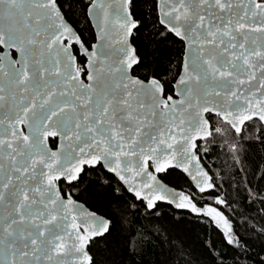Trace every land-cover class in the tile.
<instances>
[{
  "label": "water",
  "instance_id": "1",
  "mask_svg": "<svg viewBox=\"0 0 264 264\" xmlns=\"http://www.w3.org/2000/svg\"><path fill=\"white\" fill-rule=\"evenodd\" d=\"M129 2L91 1L88 48L57 0H0V264H92L89 245L110 220L60 180L102 164L150 210L184 209V190L160 175L214 187L197 151L209 115L237 132L264 123V1L158 0L160 22L185 43L168 96L133 74Z\"/></svg>",
  "mask_w": 264,
  "mask_h": 264
},
{
  "label": "trees",
  "instance_id": "2",
  "mask_svg": "<svg viewBox=\"0 0 264 264\" xmlns=\"http://www.w3.org/2000/svg\"><path fill=\"white\" fill-rule=\"evenodd\" d=\"M57 1L83 42L91 46L95 32L87 8L92 0ZM129 8L138 22L131 38L139 56L133 74L159 79L164 95H173L184 41L160 22L158 0H130ZM73 48L79 67H84L86 58ZM213 116L218 117L209 115L210 120ZM221 123L226 134L212 128L211 136L199 141L197 148L213 176L211 190H197L174 168L160 175L184 190V209L159 203L150 210L102 164L85 167L76 182L59 181L64 195L110 220L107 233L89 245L92 264H264V123L251 120L241 132ZM224 136L235 145L233 150L223 143ZM50 142L55 147L57 139Z\"/></svg>",
  "mask_w": 264,
  "mask_h": 264
},
{
  "label": "rangeland",
  "instance_id": "3",
  "mask_svg": "<svg viewBox=\"0 0 264 264\" xmlns=\"http://www.w3.org/2000/svg\"><path fill=\"white\" fill-rule=\"evenodd\" d=\"M218 131H217L218 133L226 134V131H225V129L222 126V123H221V130H218ZM222 141H223L224 144H227L231 148V150H233L235 148V145L226 136H224ZM203 144H204V146L202 147V150H206L208 148V145L205 142ZM217 199H218V202H221V203L223 202V200L221 198H217Z\"/></svg>",
  "mask_w": 264,
  "mask_h": 264
},
{
  "label": "built area",
  "instance_id": "4",
  "mask_svg": "<svg viewBox=\"0 0 264 264\" xmlns=\"http://www.w3.org/2000/svg\"><path fill=\"white\" fill-rule=\"evenodd\" d=\"M211 121V126L212 128H214L215 130H221V120L219 117H212ZM219 132V131H218ZM204 146V144L202 145V147ZM218 200V199H217Z\"/></svg>",
  "mask_w": 264,
  "mask_h": 264
},
{
  "label": "flooded vegetation",
  "instance_id": "5",
  "mask_svg": "<svg viewBox=\"0 0 264 264\" xmlns=\"http://www.w3.org/2000/svg\"><path fill=\"white\" fill-rule=\"evenodd\" d=\"M88 48H91V46H88L87 44H85ZM74 46V45H73ZM76 46V45H75ZM77 47V46H76ZM78 48V47H77ZM81 55V54H80ZM84 56V55H83ZM85 57V56H84ZM86 58V57H85ZM86 62V61H85ZM85 74V73H84Z\"/></svg>",
  "mask_w": 264,
  "mask_h": 264
}]
</instances>
